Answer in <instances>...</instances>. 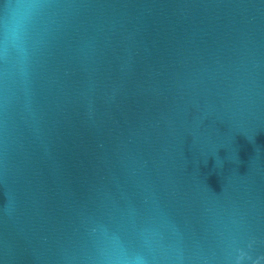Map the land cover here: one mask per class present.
I'll list each match as a JSON object with an SVG mask.
<instances>
[{
  "label": "water",
  "instance_id": "95a60500",
  "mask_svg": "<svg viewBox=\"0 0 264 264\" xmlns=\"http://www.w3.org/2000/svg\"><path fill=\"white\" fill-rule=\"evenodd\" d=\"M0 264H264V0H0Z\"/></svg>",
  "mask_w": 264,
  "mask_h": 264
}]
</instances>
